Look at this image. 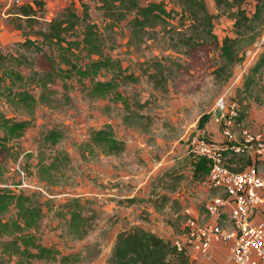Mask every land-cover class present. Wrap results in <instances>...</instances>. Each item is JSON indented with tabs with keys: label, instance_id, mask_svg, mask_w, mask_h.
Returning a JSON list of instances; mask_svg holds the SVG:
<instances>
[{
	"label": "rangeland",
	"instance_id": "rangeland-1",
	"mask_svg": "<svg viewBox=\"0 0 264 264\" xmlns=\"http://www.w3.org/2000/svg\"><path fill=\"white\" fill-rule=\"evenodd\" d=\"M81 1L88 5L104 50L114 61L111 70L118 73V84L103 96L90 97L85 87L88 80L80 81L76 75L55 77L46 86L40 85L39 78L53 67L52 57L48 51L23 49L17 42L26 37L24 31L40 38L38 22L29 25L24 18L7 14L15 7L13 0L0 1V50L18 55L0 64L4 73L0 112L31 119L20 137L0 147V188L35 195L43 209L40 240L58 251L56 258L34 259L32 264H104L121 227L153 223L158 216H162L163 226H168L164 218L171 209L168 205L130 204L126 197L131 195L148 193L157 198L162 190L177 187L181 194L194 196V201L200 198V194L192 195L201 182L191 178L185 145L196 133L215 137L217 125L212 113L220 96L232 98L240 109L247 106L245 123L264 124V71L250 74L251 94L243 91L248 67L264 49V26H257L259 33L255 32L251 41L246 36L240 39L237 47L239 54L245 53L244 59L228 65L212 40L184 43L185 33L193 29L178 13L167 22L148 27L140 36L130 33L128 19L132 13L112 23L97 0H46L43 18L50 20L67 5L81 15ZM164 1L168 8L179 9L174 0ZM247 1L243 6L251 12L254 0ZM205 2L214 14L211 31L218 41L225 35L234 37L233 19L214 0ZM17 24L21 27H14ZM203 34L201 31L196 36ZM82 55L79 60H86ZM111 70L98 77H109ZM20 89L35 96L31 106L14 102L13 93ZM106 123L123 142L117 151L107 142L89 140L90 130ZM51 130L56 136H47ZM174 166L179 167L174 175L182 176H165ZM197 191L201 193L202 187ZM73 196L84 202L89 226L82 237L70 232L69 214L62 205ZM13 213L10 208L2 217ZM183 221L179 214L169 223L173 233L183 231ZM62 255L68 258L62 260ZM15 260L14 256L0 255V264H15Z\"/></svg>",
	"mask_w": 264,
	"mask_h": 264
},
{
	"label": "trees",
	"instance_id": "trees-1",
	"mask_svg": "<svg viewBox=\"0 0 264 264\" xmlns=\"http://www.w3.org/2000/svg\"><path fill=\"white\" fill-rule=\"evenodd\" d=\"M97 1L104 16L112 23L132 13L128 24L131 35L135 36L143 34L148 27L167 22L174 13L185 16L193 32L185 33L184 43L192 42L191 45H194L199 44L200 41L212 40L218 46L220 55L225 58L228 65L244 59L245 53L239 54V47H237L240 39L246 36L251 41L256 36L255 32L259 33L257 26H264V0H254L251 12L243 6L245 2H248L247 0H214L215 4L222 7L223 11L233 19L235 36L225 35L220 41L211 31L214 14L208 10L205 0H174L179 9L168 8L164 0H148L146 3L142 0ZM14 4L15 7H12L9 13L17 18H24L29 25L32 22H38L39 28L36 33L41 35L40 38H32L24 31L26 37L17 41L19 45L23 49L33 47L40 51H48L46 53L52 57L53 67L39 78L41 79L40 85L46 86L55 77L65 79L76 75L80 81L88 80L85 87L90 97L103 96L116 87L118 73L111 70L114 61L104 50L97 23L90 19L86 3L81 1V15L67 5L63 11L50 20L43 18L46 11L45 0H21ZM14 27L19 28L21 25L17 24ZM201 31L204 34L196 36ZM54 48L57 51L56 54H54ZM80 55L86 60H79ZM16 57L18 55L15 53H5L0 50V64L2 61H9ZM61 64L67 66L63 67ZM114 68H117V72L119 71L117 66ZM109 70L112 72L109 77L104 79L98 77L102 72ZM260 70L264 71V49L248 67L250 73L248 81H244V94H251L253 82L250 74L260 72ZM2 77L4 73L0 72V80ZM63 82L66 85L65 80ZM13 100L19 105L31 106L35 96L27 89H20L13 93ZM246 107L243 105L240 109L238 106V118L241 120L245 118ZM30 125L29 117L16 119L0 112V147H5L8 141L20 137ZM47 136L54 137L56 133L51 130ZM89 140L92 143L107 142L115 151L123 146V142L116 138L109 123L91 129ZM186 155L191 167L192 180L202 182L209 170V160L203 156ZM250 163L251 158L248 155L226 152L225 164L231 170H241ZM178 168L170 167L165 176H182L174 175ZM169 198L168 194L160 193L154 200L159 202V205H163ZM136 199L152 200V197L149 195L141 198L128 197L127 201L132 203ZM83 204L79 196H73L62 203L69 214L68 227L74 237H82L89 226L87 217L83 213ZM10 208L14 209L13 215L2 217ZM42 215L41 202L35 195L15 191L9 187L0 188V255L7 254L10 258L16 257L15 264H32L34 259L56 258L57 249L42 243L38 235ZM66 258H68L67 255L61 256L62 260ZM104 264H192V261L188 252L175 248L171 238L161 236L140 224H131L121 227L116 232Z\"/></svg>",
	"mask_w": 264,
	"mask_h": 264
},
{
	"label": "built area",
	"instance_id": "built-area-1",
	"mask_svg": "<svg viewBox=\"0 0 264 264\" xmlns=\"http://www.w3.org/2000/svg\"><path fill=\"white\" fill-rule=\"evenodd\" d=\"M225 96L217 99L213 110L220 109L219 136L196 133L185 145V154L209 160L202 183L221 193L205 200L202 219L185 206L183 231L171 240L177 250L188 254H207L214 242L228 243V264H264V217H254L264 202V124L254 126L239 119L237 102ZM226 152L248 155L251 163L231 170L225 164Z\"/></svg>",
	"mask_w": 264,
	"mask_h": 264
},
{
	"label": "crops",
	"instance_id": "crops-1",
	"mask_svg": "<svg viewBox=\"0 0 264 264\" xmlns=\"http://www.w3.org/2000/svg\"><path fill=\"white\" fill-rule=\"evenodd\" d=\"M2 1V0H0ZM7 14H10L7 12ZM212 119L217 125L215 137H218L220 132H219V123L218 121L214 118V113L212 115ZM195 182V181H194ZM196 183V182H195ZM202 187V192L199 193L197 191L198 187ZM192 191L193 194H200V198H196L194 201L195 197L194 196H189L188 194H181L177 187L169 188L168 191L162 190L161 193H166L170 196L169 200L165 201L163 205H159V202L155 201L152 198V200H142V199H136L134 202L130 203L133 204L135 202H144L147 204V206H153V207H162L168 205L169 208L168 211L165 212V217L168 221V226L165 228L163 226L162 222V216H158L157 220H153V223H133V224H140L144 227L149 228L150 230L158 233L161 236L169 237L172 238L176 234L173 233V229L171 228L170 224L171 221L174 220L175 217H178L179 214L183 217L184 220V214L182 213V209L185 206L190 205V208L192 211L199 217V219H202L204 217V202L205 200L214 195V194H220L221 192L214 189V188H208L206 187L202 182L198 184ZM184 193V191H182ZM135 195H131L129 197H134ZM148 196L147 194L140 195L139 198ZM128 197H126L127 200ZM125 201V200H124ZM202 201V204H199V202ZM128 202V201H126ZM129 203V202H128ZM201 205L203 208H201ZM198 206V207H197ZM150 209V208H149ZM154 212L152 213V215ZM154 216H157L156 214ZM254 217L256 218H263L264 217V202L256 209L254 212ZM190 259L192 261V264H228L229 262V250H228V243H222V242H214L212 246L209 249V252L207 254H199V253H191L189 254Z\"/></svg>",
	"mask_w": 264,
	"mask_h": 264
},
{
	"label": "water",
	"instance_id": "water-1",
	"mask_svg": "<svg viewBox=\"0 0 264 264\" xmlns=\"http://www.w3.org/2000/svg\"><path fill=\"white\" fill-rule=\"evenodd\" d=\"M219 114H220V109H219V108H216V109H215V112H214V118H215L216 120L218 119Z\"/></svg>",
	"mask_w": 264,
	"mask_h": 264
}]
</instances>
